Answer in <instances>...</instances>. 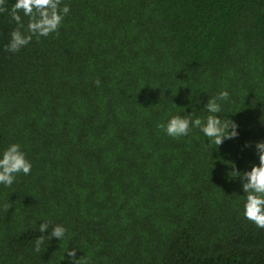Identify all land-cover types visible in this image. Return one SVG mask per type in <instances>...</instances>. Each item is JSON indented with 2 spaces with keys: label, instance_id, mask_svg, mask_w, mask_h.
<instances>
[{
  "label": "trees",
  "instance_id": "16d2710c",
  "mask_svg": "<svg viewBox=\"0 0 264 264\" xmlns=\"http://www.w3.org/2000/svg\"><path fill=\"white\" fill-rule=\"evenodd\" d=\"M62 4L59 35L17 53L0 13V153L17 143L32 164L0 184V264H69L71 248L87 264H264V229L230 173L258 165L264 141V0ZM220 91L236 138L157 127L205 118ZM44 221L67 232L36 252Z\"/></svg>",
  "mask_w": 264,
  "mask_h": 264
},
{
  "label": "clouds",
  "instance_id": "9594fccd",
  "mask_svg": "<svg viewBox=\"0 0 264 264\" xmlns=\"http://www.w3.org/2000/svg\"><path fill=\"white\" fill-rule=\"evenodd\" d=\"M5 5L6 0H0V13L7 12L17 25L10 33L9 43L5 45V50L12 53H17L27 46L33 36L48 37L52 33L58 36L64 17L70 12L69 6L62 4V0H16L10 11ZM20 13L28 17L26 29ZM94 83L99 86V79ZM228 100L229 93L220 91L215 97L207 99L204 108L209 115L205 118H193L192 113L184 116L172 115L157 127L173 138L187 136L192 128H196L215 146L222 145L226 139L238 136V124L228 118L222 120L217 115L221 112L220 102ZM249 146L245 144V147ZM255 151L259 160L258 165L253 164L250 171L241 172L236 170L235 164L232 163L233 170L230 173L233 178H239L241 182L244 192L243 216L258 228L264 229V141L255 142ZM31 169L32 164L26 159L19 144L12 143L0 153V184L10 187L15 182L17 174L29 175ZM49 228V221L38 225L37 230L41 235L34 242V251L41 252L46 241L49 243L53 237L59 241L67 232V229L60 224L51 225V231ZM66 253L69 264H87L81 256L76 257V248L68 249Z\"/></svg>",
  "mask_w": 264,
  "mask_h": 264
}]
</instances>
